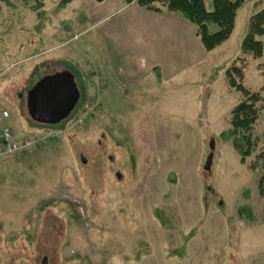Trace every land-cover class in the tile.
Wrapping results in <instances>:
<instances>
[{"label": "rangeland", "instance_id": "374dc122", "mask_svg": "<svg viewBox=\"0 0 264 264\" xmlns=\"http://www.w3.org/2000/svg\"><path fill=\"white\" fill-rule=\"evenodd\" d=\"M58 1L0 0V100L9 113L0 133L9 127L14 140L31 142L0 160V264H40L43 256L48 264H264V101L256 103L254 144L243 162L233 145L238 134L224 135L244 99L226 69L240 68L236 79L264 97V35L260 58L240 49L264 0H247L229 38L211 51L190 37L166 67L195 59L171 69L177 74L161 69L129 86L111 72L110 90L101 82L105 56L119 53L124 68L133 60L143 70L134 36L146 8L106 15L94 0L65 8ZM204 2L210 11L212 0ZM180 30L166 31L161 55L179 47ZM55 64L79 89L86 85L83 101L60 123L39 124L25 114L23 94ZM16 124L41 134L15 138Z\"/></svg>", "mask_w": 264, "mask_h": 264}, {"label": "trees", "instance_id": "16d2710c", "mask_svg": "<svg viewBox=\"0 0 264 264\" xmlns=\"http://www.w3.org/2000/svg\"><path fill=\"white\" fill-rule=\"evenodd\" d=\"M73 0H59L58 6L64 8ZM101 2L102 0H94ZM247 0H212V9L208 11L204 0H124L125 4L135 3L150 11L160 12L161 6L171 13H180L187 21L194 25L196 36L199 38L205 51H211L229 38L235 24L238 10ZM160 5V6H158ZM209 24L216 26V30L209 32ZM264 35V8L253 13L248 20L247 31L242 38L240 49L253 58H260L263 54V43L260 37ZM264 70V63L262 64ZM242 72L237 66H231L225 71L228 85L244 95L231 110L230 129L224 135L238 134L234 137L233 145L240 155V161L250 154L254 142L250 130L258 118L256 103L264 101L259 93L251 92L236 79ZM75 76V75H74ZM85 86L80 88V98L84 96ZM81 98L78 104H82ZM264 157V154H262ZM261 175L258 179L260 193L264 195V161Z\"/></svg>", "mask_w": 264, "mask_h": 264}, {"label": "crops", "instance_id": "0c3cea01", "mask_svg": "<svg viewBox=\"0 0 264 264\" xmlns=\"http://www.w3.org/2000/svg\"><path fill=\"white\" fill-rule=\"evenodd\" d=\"M100 3H103L105 8L108 9L109 12H107L109 15L110 13L113 14L114 12L118 11L119 9H122L123 7H130V6H135L137 4L135 3H130V4H125L124 0H102ZM70 4V3H69ZM67 4V6L69 5ZM139 6V5H138ZM66 7V6H65ZM64 7V8H65ZM141 7V6H140ZM147 13H143V21L139 24V28H141V31L137 33V35L134 36L136 43L139 45V48L141 50V55L139 56V60L141 59L144 62L143 65V70H140V66H136L137 64H135V62L133 60L130 61V63L127 65V68L123 67L121 65V62L119 64V61L121 59V55H119V53H112L110 54V59L113 61L112 65L109 63L111 62V60H109V58L107 56H105V61L103 60V58H101V62L104 61V65L101 68L100 74H101V82H102V87H105L106 90H110L112 87V77L113 75L111 74V72H113V74L118 78V79H123V75L128 77V83L129 86H131L132 84H135V82L137 80H142L143 76H150L153 71H160L161 69H164V71L166 70V67H170V66H174L173 62H174V56L176 55H181L182 51L184 49H182V45H186V41L189 40V38L191 37L193 40L196 37V29L192 28L191 32L188 31L187 28V24L184 23L182 21V19L180 17H177L175 15H170L166 12L165 8H161L160 12H154V11H150L148 9H146ZM110 14V15H111ZM160 20V21H158ZM157 23H159L160 25H158ZM12 26L14 24V27L18 29V31L20 30L22 32V26L18 25L17 22L12 23ZM17 25V26H16ZM153 26H155L157 28V30H155V32L153 31ZM26 28L28 29V27L26 26L25 28L23 27V30H26ZM177 29H181L180 31L183 32V34L186 37L180 36L178 37L179 39V47L177 46L176 48L172 47V43L170 44L171 48H170V54L169 55H165V54H160L158 51H161L162 53L167 52L166 48L163 49V42L166 38L170 37V32H166L167 30H172V31H177ZM17 31V30H16ZM155 40H158L162 46L161 49L159 47V50L156 49L153 50L152 45L153 44H158V42ZM63 43H59V45H62ZM203 47V46H202ZM156 48V47H155ZM181 50V51H179ZM155 51V52H153ZM145 54L143 56V53ZM173 60V61H171ZM195 59L191 60L188 63H191L192 61H194ZM89 61V59H88ZM110 61V62H109ZM169 61V63H168ZM171 61V62H170ZM103 63V62H102ZM186 63H182L181 65H178L179 67H171L169 72H164V76H169L173 74H177L179 72V70L175 71V72H171V69H182L183 67H185V65L188 64ZM109 65V66H108ZM121 66L123 67L121 70ZM49 65L45 68L44 72L42 74H39L36 77L37 81L40 77L44 76L45 74H49V73H53L54 71H59V70H68L67 68H63L60 64H55L53 67H57L54 69H49ZM81 68V67H80ZM126 71H125V70ZM82 72V69H80ZM70 71V70H69ZM71 72V71H70ZM20 73V70L17 71L14 70L12 71L10 76H16L17 74ZM72 73V72H71ZM83 73V72H82ZM159 74V78H161L160 72H158ZM85 75V74H84ZM142 78V79H141ZM122 80V82H123ZM34 81V82H35ZM108 87V88H107ZM104 89V90H105ZM25 95L26 92L23 94L24 96V104H25ZM106 99V102H108V96L104 97ZM110 100V99H109ZM0 102L2 103L0 107H2L3 109L7 110V105L6 102L4 100H0ZM20 107V106H19ZM19 109V108H18ZM22 110V109H21ZM24 110V108H23ZM25 114L26 113V109L24 110ZM11 128H13L15 130V128L17 129L16 132L17 134L14 135L15 138H22L25 136H36V134H41L40 130H34V129H29L27 131H25L22 126L16 124V126H10ZM1 136V133H0ZM27 148L23 149L26 150ZM21 151V150H20Z\"/></svg>", "mask_w": 264, "mask_h": 264}, {"label": "water", "instance_id": "95a60500", "mask_svg": "<svg viewBox=\"0 0 264 264\" xmlns=\"http://www.w3.org/2000/svg\"><path fill=\"white\" fill-rule=\"evenodd\" d=\"M80 100V89L69 70H59L40 77L26 91L25 109L28 117L39 124L55 125L66 119ZM210 142V149H212ZM81 161H85L81 157ZM212 153L206 157L203 169L208 171ZM40 264H48L43 256Z\"/></svg>", "mask_w": 264, "mask_h": 264}, {"label": "built area", "instance_id": "2783aa9c", "mask_svg": "<svg viewBox=\"0 0 264 264\" xmlns=\"http://www.w3.org/2000/svg\"><path fill=\"white\" fill-rule=\"evenodd\" d=\"M9 113L7 110L0 107V119L8 118ZM57 133H55L56 135ZM58 136V135H57ZM31 145L28 140L16 141L12 136L11 129L4 127L0 136V160L4 157L11 156L13 153L25 149Z\"/></svg>", "mask_w": 264, "mask_h": 264}]
</instances>
